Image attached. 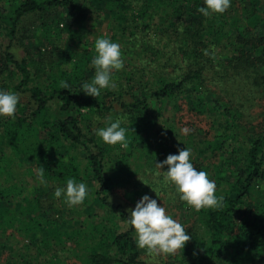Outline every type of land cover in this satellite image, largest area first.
I'll use <instances>...</instances> for the list:
<instances>
[{
    "label": "trees",
    "instance_id": "1",
    "mask_svg": "<svg viewBox=\"0 0 264 264\" xmlns=\"http://www.w3.org/2000/svg\"><path fill=\"white\" fill-rule=\"evenodd\" d=\"M81 1L89 11L109 15L110 33L103 38L122 46L124 68L113 73L117 88L101 90L98 98L80 87L91 80L95 47L78 30H47L48 11L74 0H0L6 38L0 87L20 97L14 119L0 116V233L23 235L15 240L25 250L13 248L20 264H62L51 254L63 234L74 238L87 230L94 242L81 264L153 263L136 245L128 209L147 186L158 202L163 174L154 173L167 166L156 169L155 163L169 149L184 147L194 167L215 181L225 207L197 212L186 205L178 218L191 239L168 264H264V0H231L223 14L211 17L198 11L204 0ZM32 15L41 17L49 41L53 35L66 41L37 48L14 43ZM60 81L69 87L62 89ZM82 105L90 112L82 115ZM93 112L99 119L93 121ZM108 117L128 129L126 150L95 134ZM20 158L34 160L26 177L17 169ZM132 160L144 165L142 177ZM40 166L45 180L62 187L68 178L86 184V214L75 219L80 228L68 230L59 220L71 218L75 207L68 206L67 214L63 197L59 203L54 193L38 191Z\"/></svg>",
    "mask_w": 264,
    "mask_h": 264
},
{
    "label": "clouds",
    "instance_id": "2",
    "mask_svg": "<svg viewBox=\"0 0 264 264\" xmlns=\"http://www.w3.org/2000/svg\"><path fill=\"white\" fill-rule=\"evenodd\" d=\"M204 5L198 11L205 17H211L213 14H223L231 6V0H204ZM94 47L96 55L91 60V65L95 69L94 76L80 87L85 95L98 98L103 89L116 90L113 73L124 68V61L120 45L108 38H97ZM207 54L205 50V55ZM60 87L67 89L69 85L65 81H60ZM19 101L17 93L0 91V116L14 119ZM121 124V119L112 122V117H108L107 126L96 129L95 134L104 143L112 146L119 144L126 150L129 146L126 138L128 129ZM190 131L188 127L181 129L184 135ZM191 155V150L184 147L178 150V154H169L162 162L155 163L156 169H164L165 165L167 166V171H164L162 177L163 186H174L180 201L197 212L202 209L223 210L225 197L216 195L215 181L209 179L207 172L198 171L194 167L190 160ZM64 161L67 163V157H64ZM44 172L42 166L36 169L38 181L47 185ZM155 175L159 177L161 173L156 172ZM152 190L155 192L153 188ZM88 195L86 184L77 183L74 178H68L66 187H56L54 191V196L56 198L63 196L69 207L83 204ZM128 212V224L135 230L136 245L140 249H145L150 256L175 255L184 249L186 242L191 239L185 227L167 214L165 207L159 204L157 199L147 194L136 202L134 209H128ZM193 254L197 253L194 251Z\"/></svg>",
    "mask_w": 264,
    "mask_h": 264
},
{
    "label": "rangeland",
    "instance_id": "3",
    "mask_svg": "<svg viewBox=\"0 0 264 264\" xmlns=\"http://www.w3.org/2000/svg\"><path fill=\"white\" fill-rule=\"evenodd\" d=\"M4 5L6 7H9V1H5ZM109 15L108 14H102L99 13L97 10L95 11H89L88 8H86L81 0H74L73 4L70 7H57L55 9H51L47 13V23L48 27L47 30L50 29L51 33L54 34L56 30H58V25L63 30V33L68 34L69 31L72 30H78L79 34L84 35V41L86 43L92 44L94 46L95 40L97 38H103L108 33H110V26H109ZM27 19V20H26ZM23 22H22V28L20 30L19 36L14 43H19L21 46H23L25 43H27L29 46H32L34 48L39 47L38 45H48L47 43H64L66 40L65 38H58L56 35L54 36V39L49 41V37L44 36V32L46 30V26H44L41 23V17L32 15L28 16ZM130 42V41H129ZM0 43L2 45L6 43V38L0 33ZM24 43V44H23ZM41 43V44H40ZM44 43V44H43ZM121 49L122 46L120 42H117ZM18 46L19 53L22 52V47ZM43 49V48H41ZM122 51V50H121ZM96 55V53H93V57ZM126 54H124L125 56ZM92 57V58H93ZM95 73V69L93 67L92 69L88 70V74L90 78L92 79ZM0 91H8V88L6 87H0ZM22 101V99H21ZM21 106V104H19ZM24 107V106H21ZM17 109L18 105H17ZM80 112L83 114L90 112V107L82 105L80 107ZM93 121L97 118L99 119V114L93 112L92 113ZM103 120V118H100ZM104 123V122H103ZM101 122V124L103 125ZM162 128V127H161ZM163 129V128H162ZM174 131V130H173ZM80 152L83 151V149H79ZM167 156L169 154H178V150L175 148H171L166 152ZM33 159H26V158H20L19 163H17V169L18 171L22 172V177H26L25 173V167H28L33 163ZM141 163L138 160H132L131 166L133 170L137 171V175L142 177L143 170L141 167ZM144 166V165H142ZM17 171V172H18ZM164 170L160 173L163 174ZM155 174V173H154ZM28 179L29 176L27 175ZM158 178V177H157ZM47 185L41 184L40 182L38 185V191H41L46 195L47 197L50 195V193H54L56 187H62L58 185L56 182L53 181V178L46 179ZM32 186L34 185V182H31ZM149 186L147 188H141L139 194H136L134 199H131V206L135 207L136 202L145 194L152 193L153 195L156 194L153 190H148ZM164 191L158 192L160 194L158 198V203L161 204L163 207H165L167 214L172 216L174 219H176L179 222V216L182 214L187 213V206L186 204L182 203L179 200V196L175 192L174 186H168L164 187ZM142 194V195H141ZM63 197V196H62ZM53 198L55 201L62 200L61 198H56L53 195ZM55 203V202H54ZM56 204V203H55ZM90 204L86 203L85 207H89ZM64 212L69 214L68 205H63ZM75 211L71 213L70 216H64L61 217L59 220L64 221L63 225H67L68 230H70L73 225H77L79 227L80 222L75 221L79 216H82L79 213H85V210H83V206L78 205L74 206ZM94 210L96 212H102V209L99 206H95ZM80 228V227H79ZM73 231H76L73 230ZM91 230H87L86 232H79L78 235L74 238H69L71 236L70 232L64 233L62 236L63 242H61L58 246L56 251H53L51 256L53 260H56L59 258L60 262L62 264H81L83 258H84V252L85 248L92 244L94 242V238H91L90 235H92ZM13 235L11 234V229H8L5 233H0V264H20V256L17 255V252L15 253V250L13 248H16L18 246L19 248H22V250H25V247L23 245V242H19L17 244V241L15 239L22 240L23 235L19 234V232L13 231ZM177 254V253H176ZM175 255H159V256H149V261L153 262L151 264H168L170 262H175L177 256Z\"/></svg>",
    "mask_w": 264,
    "mask_h": 264
}]
</instances>
